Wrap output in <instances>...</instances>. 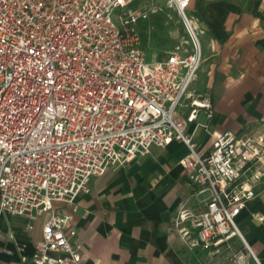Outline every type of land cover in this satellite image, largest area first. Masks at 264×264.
Segmentation results:
<instances>
[{
  "label": "built area",
  "instance_id": "1",
  "mask_svg": "<svg viewBox=\"0 0 264 264\" xmlns=\"http://www.w3.org/2000/svg\"><path fill=\"white\" fill-rule=\"evenodd\" d=\"M136 1L0 0V214L29 223L49 215L33 264L81 262L71 220L56 215L55 203L73 207L108 168L172 142L186 147L179 165L202 197L178 212L186 248L211 258L243 241L235 219L255 198L246 176L264 165V139L212 133L211 97L190 93L202 63L190 0H168L190 46L152 63L137 31L147 14L131 10ZM180 108L187 116L175 121ZM198 131L211 138L206 153L197 151Z\"/></svg>",
  "mask_w": 264,
  "mask_h": 264
},
{
  "label": "crops",
  "instance_id": "2",
  "mask_svg": "<svg viewBox=\"0 0 264 264\" xmlns=\"http://www.w3.org/2000/svg\"><path fill=\"white\" fill-rule=\"evenodd\" d=\"M134 4L131 10L137 11ZM187 11L201 32L202 53L197 87L190 93L211 97V132L264 139V0H190ZM187 112L180 108L177 119L184 120ZM197 122H206L203 114ZM193 129L188 125L186 132ZM194 142L206 153L211 138L198 131ZM186 154L179 142L153 149L93 178L73 207L54 204L57 216L71 220L80 264H264V166L252 167L246 176L255 198L235 219L243 241L235 239L209 258L201 249L188 250L175 228L180 209L197 208L201 201L179 165ZM48 216L29 223L0 214V264H33Z\"/></svg>",
  "mask_w": 264,
  "mask_h": 264
},
{
  "label": "rangeland",
  "instance_id": "3",
  "mask_svg": "<svg viewBox=\"0 0 264 264\" xmlns=\"http://www.w3.org/2000/svg\"><path fill=\"white\" fill-rule=\"evenodd\" d=\"M142 1H136L133 9L135 8L137 11L147 14L146 21L137 27L147 63H152L177 47L185 49L190 46L182 19L170 7L168 0H163L164 2L160 0H147L144 4H140ZM187 13L188 11L186 12L188 16ZM188 17L190 18V16ZM199 41H201V36H199ZM198 75L199 72L191 85L192 88L195 87L194 89L197 87ZM174 120H178L176 116Z\"/></svg>",
  "mask_w": 264,
  "mask_h": 264
}]
</instances>
